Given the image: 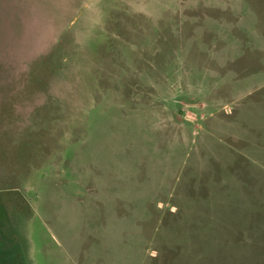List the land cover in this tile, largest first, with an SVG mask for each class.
Returning <instances> with one entry per match:
<instances>
[{"label": "rangeland", "instance_id": "obj_1", "mask_svg": "<svg viewBox=\"0 0 264 264\" xmlns=\"http://www.w3.org/2000/svg\"><path fill=\"white\" fill-rule=\"evenodd\" d=\"M0 225L27 264H264V0H0Z\"/></svg>", "mask_w": 264, "mask_h": 264}, {"label": "flooded vegetation", "instance_id": "obj_2", "mask_svg": "<svg viewBox=\"0 0 264 264\" xmlns=\"http://www.w3.org/2000/svg\"><path fill=\"white\" fill-rule=\"evenodd\" d=\"M14 233L16 234V232H14ZM5 235H6V237H5ZM7 235L8 234L4 233L3 230L0 229V240H2L0 242L3 243L4 246L6 244L8 247V242L3 240V239H7ZM14 235H12V236H14ZM22 237H24V236L22 235ZM23 242H24V244H22V242L19 239V242H16V244L11 242L10 246L8 247V250H2L1 251V249H0V252H5L3 254V256L0 254V264H7L9 259L18 260L20 258L21 259L24 258V260H25L24 263H26V264L29 263L28 259H27L28 251L26 248V242H25L24 238H23Z\"/></svg>", "mask_w": 264, "mask_h": 264}, {"label": "crops", "instance_id": "obj_3", "mask_svg": "<svg viewBox=\"0 0 264 264\" xmlns=\"http://www.w3.org/2000/svg\"><path fill=\"white\" fill-rule=\"evenodd\" d=\"M252 246H255V245H252ZM264 247V246H263Z\"/></svg>", "mask_w": 264, "mask_h": 264}]
</instances>
